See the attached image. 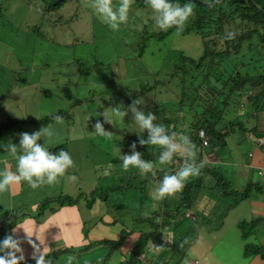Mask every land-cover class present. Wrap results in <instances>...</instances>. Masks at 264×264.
<instances>
[{"label": "rangeland", "instance_id": "1", "mask_svg": "<svg viewBox=\"0 0 264 264\" xmlns=\"http://www.w3.org/2000/svg\"><path fill=\"white\" fill-rule=\"evenodd\" d=\"M8 1V12L0 17V93L8 94V99L0 98L6 102L0 104V118L16 116L32 120L63 111V124L70 126L69 132L63 130L61 138L74 132L79 136V140L70 141L68 148L73 161H78L80 166V193L87 196L80 201L87 225L85 232L101 237L87 249L80 248L74 256L80 260L95 259L82 264H98L109 255L107 264H122L130 258V251L137 243L139 225L130 226L135 230L126 233L118 244L110 239L120 238V232L109 231L99 225L102 221L110 223L113 217L124 222L132 210L133 204L130 203L135 200L131 197L134 189L127 188L128 185L123 190L112 189L124 180L129 184L138 171L134 168L124 170L120 156L130 154L133 143L136 151L143 153L152 151L154 147L139 143L141 136L147 139L148 133L146 130L140 134L136 132L138 129L132 123L131 112L123 122L114 116V112L117 109L127 111L133 101L141 98L144 103L138 107L153 112L157 117L155 123L172 131V124L165 118L178 113L180 107L170 97V88H164V85L173 86L165 81L170 79L169 73L179 61L181 52L193 58L200 57L203 51L201 39L195 32L185 35L172 33L160 38L157 33L161 30L154 27L151 19L152 10L133 4V0L127 22L116 29L97 17L87 6L88 0L64 1L57 8L51 0ZM120 2L113 0V5L118 6ZM145 86L151 89L146 91ZM244 112L249 113L242 117L246 127L254 129V132L264 131V112L254 111L251 107L245 108ZM103 113L114 123L107 122ZM97 121L102 122L107 131L103 136L94 132ZM250 135L236 127L234 133L227 137L226 147L219 153L220 160L216 165L234 189H243L252 181L264 186V178L255 170L264 166V159L250 164V157L254 155L251 150L256 149L257 156L262 154L264 139L257 143ZM182 160L178 156L177 161ZM177 161L173 160L175 172L181 164ZM150 174L146 177L150 178ZM147 181L150 194L158 183ZM142 195L145 196L144 192ZM106 196L109 197L107 203L102 200ZM261 197L264 199V188L254 186L249 199L242 200L237 212L253 218L255 206L261 205L264 209ZM94 198L96 203L90 209L87 200ZM251 203L253 207L249 208ZM154 204H157L154 199L147 203L150 211ZM146 210L148 206L143 211L146 213ZM212 211L210 208L209 212ZM226 224V231L216 241L213 253L216 250L217 254L236 253L229 240L235 234L243 240V229L238 224H229V221ZM260 226L262 223L255 231L262 235L264 230ZM113 227L119 228L116 223ZM106 238L109 240L102 242ZM86 239H91V236L86 235ZM251 240L255 238H249ZM204 242L205 239H199L196 244L204 249ZM195 252L190 251L191 254ZM180 262L181 259L175 264Z\"/></svg>", "mask_w": 264, "mask_h": 264}, {"label": "trees", "instance_id": "2", "mask_svg": "<svg viewBox=\"0 0 264 264\" xmlns=\"http://www.w3.org/2000/svg\"><path fill=\"white\" fill-rule=\"evenodd\" d=\"M51 1L57 8L68 0ZM6 2L9 1L0 0L2 18L4 12H8ZM174 2L183 5L188 0H174ZM191 2L193 15L185 24L183 31H177L172 27L157 34L160 38H164L172 33L185 35L195 32L201 39L203 51L200 57L193 58L181 52L179 61L169 73L170 79L165 81L173 87L164 85L166 90L170 88L172 95L170 97L180 107L178 113L165 118V121L173 127L169 133H185L191 138L196 145V164L200 165V170L197 175L188 179L182 191L165 198L161 203L156 201L157 204H154L150 211L147 203L153 202V198L149 194L147 180L158 183L166 173H174L173 160L179 155L174 156L171 163L161 166L157 159L163 151L160 146L156 148L150 145L154 147L152 151L141 152L144 160L153 163L154 174L151 173L150 178H147L137 171L129 184L124 180L122 185L112 188L123 190L128 185L127 188L134 189L131 197L135 200L130 203L133 204L132 210L124 222L113 217L108 223L109 227H113L116 223L119 228L115 229L120 232V238L110 240L118 244L126 233L135 230L130 226L139 225L140 235L137 243L130 252V258L122 264H141V257L149 254L150 248L159 250L155 264H175L180 259L182 262L188 251L200 239L201 231L216 232L223 224L227 213L240 201L249 198L254 186L264 188L263 185L252 181L243 189H234L229 179L216 165L220 160L219 153L226 147L227 137L234 133L236 127L241 131H248L250 137L264 138V131L250 130L242 118L249 115L248 112H244L247 107L264 112V0H207V2L191 0ZM133 4L150 8L146 0H133ZM229 32L236 33L234 39H225ZM175 88L178 90L176 91ZM149 89L151 87L144 88L146 91ZM7 95L0 93L1 97ZM62 113L63 111L51 113L32 120L11 118L2 123L0 135L4 129L17 123H29L41 129L54 122L55 116L62 117ZM200 129H205L210 136L209 147H202ZM61 148L54 146L53 151L56 152ZM143 192L145 196L142 195ZM83 197H87L84 192L77 197L60 195L47 199L42 203L41 211H45L47 207L63 206L66 203L77 204ZM108 199L107 196L102 198L106 203ZM95 201V198L87 200L90 209L95 205ZM145 206H148L146 213L143 211ZM210 208L213 209L212 212H209ZM188 212L194 217L188 218L186 216ZM156 217L157 219L154 220ZM254 223L255 221L241 222L240 225L246 230H251L256 226ZM251 224L253 225L250 228ZM86 229L87 225L83 218L82 231L85 236L88 235ZM107 240L109 238L102 242ZM90 245H86L83 249H87ZM261 249L247 245L246 254ZM109 257L106 255L99 264H107Z\"/></svg>", "mask_w": 264, "mask_h": 264}, {"label": "clouds", "instance_id": "3", "mask_svg": "<svg viewBox=\"0 0 264 264\" xmlns=\"http://www.w3.org/2000/svg\"><path fill=\"white\" fill-rule=\"evenodd\" d=\"M205 2H207V0H205ZM146 4L152 10L153 15L151 19L153 20L154 27L161 31H167L172 27H175L177 31H183L185 24L193 15L191 0H188V2L183 5L174 2V0H146ZM87 6L93 10L103 23L116 29L121 24L127 22L131 0H121L118 6L113 5V0H88ZM235 35L236 33L229 32L225 39H234ZM143 103V99H136L133 101L132 105L127 108V111L117 109L114 112V116L118 117L119 120L123 122L124 117L128 115L129 112L132 113V123H134L138 129L136 132L140 134L144 133L146 130L148 133L147 139H144L140 135L141 139L139 143L141 145H158L163 149L159 156V164L161 166L171 163L174 156L177 155L183 159L182 162L177 161V163H181L177 171L171 174L166 173L163 178L159 180L155 191L150 193L154 200L163 201L165 198L174 196L176 193L182 191L188 179L199 173L200 165L196 164L197 149L188 135H177L176 132L169 133L168 129L163 124L155 123L157 117L153 112H146L138 107ZM103 116L107 122L114 123L105 113H103ZM54 119L57 125H62L64 123L63 118L59 115L55 116ZM94 129V132L101 136L107 132L104 128V124L100 121L95 123ZM201 135L203 136V133H201ZM19 136L18 145L11 141L7 144L0 142V149H3L10 158L15 161L14 171L9 170L6 166L0 167V193L7 192L12 185L21 182H26L32 188L43 185H56L67 170L73 167L74 161L68 151L61 149L59 152H53L50 150V144L54 143L58 138L54 126H44L31 134L24 132L20 133ZM263 139H257L253 136L252 140L261 143ZM41 140H43V143H40ZM209 146L202 145V147ZM262 154H264V146ZM250 156L249 153V157ZM120 159L122 160V167L126 171L130 168H134L143 175L149 173L154 174L153 163L142 158L141 152L136 151L135 143L131 145V153L122 154ZM262 169H264V166L257 167L256 171L260 177L264 178V174L262 175L259 172ZM122 183L123 181L121 185ZM65 205H68V203ZM186 216L188 218L194 217L191 212H188ZM108 223L109 222L102 221V225L100 226H107ZM88 235L90 234L88 233ZM86 240L88 242L82 244V246H80L81 249L86 245L88 246V244L92 245L95 242H99L101 239ZM21 243L22 241L16 238L15 234H9L4 239L0 240V264H20V262L24 260ZM135 245L136 244H134V246ZM37 252L38 255H34L36 264H52L53 259L56 257L55 254H53V258L48 259V254L43 250L40 251L37 249ZM148 252L149 254L153 253L156 255L152 257V259L149 258L148 253L143 255L141 257V264H154L159 250L158 248H150ZM73 261L74 257L69 256L67 258V264H73Z\"/></svg>", "mask_w": 264, "mask_h": 264}, {"label": "crops", "instance_id": "4", "mask_svg": "<svg viewBox=\"0 0 264 264\" xmlns=\"http://www.w3.org/2000/svg\"><path fill=\"white\" fill-rule=\"evenodd\" d=\"M0 98L3 100L8 99V97ZM3 100H0V104H6ZM11 118H16V116L0 119L2 123H4ZM48 126H54L56 128L58 137L54 143L50 144L49 147L51 151H53L54 146H61V149L69 152L70 148H68V145L70 141L74 142L79 140V136L75 134V132L69 136L66 134L61 138L63 130L69 132L70 125H57L53 123ZM38 130H40V128L33 124L17 123L3 130L0 135V142L7 144L11 141L18 145L20 133L27 132L31 134ZM178 134L180 135V133ZM40 143H43V140H41ZM61 149H57L56 152H59ZM75 151L78 153V150ZM251 151L254 155L251 157L250 164H253L257 159L258 161L264 159V154L257 156L256 149ZM174 160L177 161V158ZM74 162L75 165L67 170L56 185H43L32 188L26 182H21L12 185L7 192L0 193V240L4 239L9 234H15L16 238L22 241L21 247L23 249L24 260H22L20 264H36L34 255H38L37 249L47 253L48 259L53 258V254H55L56 259H53L52 264H67V258L69 256L74 257L73 264L95 261V259L80 260L74 256V253L79 252L80 246L88 242L82 231L84 215L80 208V199L77 204H68L65 206L56 205V207H47L44 209L45 211H41L42 203L47 199L55 198L60 195H70L73 197L80 195V166L78 161ZM4 166L14 171L15 161L12 160L3 149H0V167ZM260 199L262 201L264 200L263 197ZM242 202L243 201L227 213L223 224L216 232H202L200 239H205L204 249L202 246H198L199 244H196L188 251L187 258L185 257L180 264H264V233L261 235L258 230L255 231L260 223H262L260 229L264 230V209H261V205L255 206L254 216L250 219V217H246L244 213L237 212ZM248 207L252 208L253 204H248ZM227 221H229V224L235 222L240 228H242L240 225L241 222L249 223L255 221L254 226H256L251 230L247 229L248 231L242 228L241 237L243 240H240L237 234H235L234 238L229 240V242L233 244L236 253L228 254L224 252V254H217V250L213 253V250L216 249V241L220 238V235L226 231ZM252 225L253 224L250 225V228ZM100 227H105L109 231L117 230L115 229L116 227H109L106 225ZM89 234L91 240L101 239V237L96 234ZM252 237H254L255 240H251L252 242H250L249 238ZM240 241H242V244H239ZM247 245H254L262 249L257 252L252 251L250 254H246ZM191 250H195L196 252L191 254ZM155 255L156 254L151 253L149 254V258L152 259Z\"/></svg>", "mask_w": 264, "mask_h": 264}, {"label": "built area", "instance_id": "5", "mask_svg": "<svg viewBox=\"0 0 264 264\" xmlns=\"http://www.w3.org/2000/svg\"><path fill=\"white\" fill-rule=\"evenodd\" d=\"M201 133H203V136L201 135ZM199 137L202 140V145L203 146H209V144H210V138H209L208 134L206 133V131L204 129H200V131H199ZM259 172H260V174L263 175L264 174V169H262Z\"/></svg>", "mask_w": 264, "mask_h": 264}, {"label": "water", "instance_id": "6", "mask_svg": "<svg viewBox=\"0 0 264 264\" xmlns=\"http://www.w3.org/2000/svg\"><path fill=\"white\" fill-rule=\"evenodd\" d=\"M251 138L253 139V136H251Z\"/></svg>", "mask_w": 264, "mask_h": 264}]
</instances>
